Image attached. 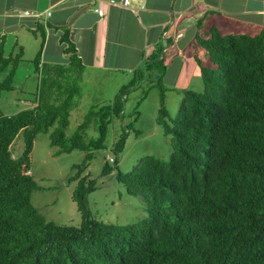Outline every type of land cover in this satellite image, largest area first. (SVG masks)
<instances>
[{
	"label": "trees",
	"instance_id": "obj_1",
	"mask_svg": "<svg viewBox=\"0 0 264 264\" xmlns=\"http://www.w3.org/2000/svg\"><path fill=\"white\" fill-rule=\"evenodd\" d=\"M40 32L44 39L42 27ZM61 40L68 44L69 65H57L54 75L50 68L39 73L36 104L9 114L0 108V264H264V30L222 34L214 27L209 37L198 36L210 64H200L202 91L180 90L176 117L164 106V59L149 54L143 60L147 70L160 74L157 121L163 135L171 136L172 150L167 160L149 154L127 172L116 167L125 192L147 203V215L125 225L92 217L87 196L95 179L89 174L79 177L72 192L78 225L48 220L31 202L40 188L30 172L37 135L48 133L57 154L88 152L85 162L92 150L105 147L113 117H122L128 88L139 78L135 69L110 103L90 107L67 133L77 106L71 68L80 72L82 65L67 36ZM22 57V50L5 56L0 43V72H7L0 98L13 90ZM39 58L40 51L37 72ZM92 125L96 138L87 135ZM18 134L24 149L15 155ZM125 140L123 131L113 144L116 154ZM110 157L116 163L117 156ZM110 171L105 163L102 174Z\"/></svg>",
	"mask_w": 264,
	"mask_h": 264
},
{
	"label": "crops",
	"instance_id": "obj_2",
	"mask_svg": "<svg viewBox=\"0 0 264 264\" xmlns=\"http://www.w3.org/2000/svg\"><path fill=\"white\" fill-rule=\"evenodd\" d=\"M249 1L252 0H129L124 6L120 2L111 4L109 0H0V43L5 56L20 50L22 54L28 49L32 52L38 49L37 37L42 27L39 70L34 65V74L50 68L54 75L57 65H69V55L65 52L68 44L61 40L66 35L82 65L80 72L71 68L73 74L69 81L85 85L88 93L101 92L99 88L105 89L108 81L112 77L116 80L125 68L135 74L134 68L145 53L161 54L165 82L174 86L166 81L170 67L186 64L189 57L190 75L200 77V64L207 65L203 63L204 58L196 55L198 36L207 38L214 27L221 32L223 26L239 24L250 28L253 24L252 35L264 30V20H260V17L264 19V0L257 7ZM98 8L102 14L97 12ZM163 40L165 47L161 45ZM38 83L39 89L41 77ZM34 95L27 105H18L17 99H12L1 109L9 114L35 105L37 94ZM97 101L102 102L95 98L89 106L103 105Z\"/></svg>",
	"mask_w": 264,
	"mask_h": 264
},
{
	"label": "rangeland",
	"instance_id": "obj_3",
	"mask_svg": "<svg viewBox=\"0 0 264 264\" xmlns=\"http://www.w3.org/2000/svg\"><path fill=\"white\" fill-rule=\"evenodd\" d=\"M249 2L253 7L261 5V0ZM234 4L232 3V5ZM225 5H227L226 2ZM260 20L264 19L260 17ZM250 25L252 28L240 24L229 27L223 26L221 32L252 35L255 30H253V24ZM38 34V49L32 50V52L28 49L27 53L23 54L20 63L21 70L18 67L15 71L14 89L2 93L0 108L10 103L12 99H17L15 103L18 105H27L35 96L40 75L34 74V60L42 43V35L40 32ZM161 45L165 47L166 41L163 40ZM195 48L196 55H199L200 59L204 58L203 63L208 65L210 60L207 50L199 45H196ZM147 55L145 53L143 59ZM142 61L134 68L137 69L136 74L139 78L135 86L128 88L122 117H113L108 129L105 147L92 150V155L88 160L84 162L88 152L78 149H74L70 153L57 154L58 147L51 144L48 133L37 135L30 155V172L40 188L33 191L31 202L46 219L65 225H78L80 223L76 204L72 200V192L79 181V177L86 174H89V179H95V188L87 196L93 218L105 223L125 225L137 223L147 215V203L144 198L141 195H128L123 185L115 179L116 167L122 172H127L138 163L141 157L149 154L167 160L172 150L171 136L163 135L162 126L157 121L160 107V90L157 87V79L160 74L158 71L147 70ZM190 63L188 57L186 64L167 69L166 81L173 83L174 86L166 84L165 71L161 75V81L166 88L164 106L170 117H176L178 114L182 97V92L178 89L194 91H202L203 89L201 78L190 75ZM121 72L124 73L117 74L116 80L112 77L108 81L105 89L100 87L101 92L90 91L88 93L85 85L80 83L76 85L77 90L73 91H76L77 94L73 98V103H76L77 106L71 111L67 133L76 129L87 113L86 111L89 110V105L95 102V98L102 101L96 103L103 105L110 103L109 101L116 95L118 89L126 85L134 76V72H130L128 68ZM6 73V71L0 72V81L6 77ZM115 83H117L116 88ZM123 131H126L125 144L122 151L116 154L113 144ZM87 135L93 138L97 137L98 133L93 125L87 129ZM23 149V136L18 134L13 141L12 151L15 155H20ZM110 156H117L116 163L108 161ZM105 163L112 167V171L102 174L101 171Z\"/></svg>",
	"mask_w": 264,
	"mask_h": 264
},
{
	"label": "built area",
	"instance_id": "obj_4",
	"mask_svg": "<svg viewBox=\"0 0 264 264\" xmlns=\"http://www.w3.org/2000/svg\"><path fill=\"white\" fill-rule=\"evenodd\" d=\"M109 2L111 3V4H117L118 2H120L122 5H124V6H127V4L129 3V0H109ZM97 12L99 13V14H102V9L101 8H98L97 9ZM110 160H112V158L110 157Z\"/></svg>",
	"mask_w": 264,
	"mask_h": 264
}]
</instances>
